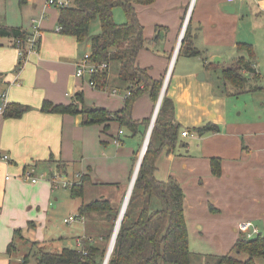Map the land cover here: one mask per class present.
<instances>
[{
	"label": "crops",
	"instance_id": "obj_1",
	"mask_svg": "<svg viewBox=\"0 0 264 264\" xmlns=\"http://www.w3.org/2000/svg\"><path fill=\"white\" fill-rule=\"evenodd\" d=\"M64 1L69 5L75 2ZM244 4L256 15L264 13V0L236 1L230 4L234 7L231 13L224 9L229 6L226 0H154L148 6H135L146 39L137 63L148 69L153 79L163 81L174 121L181 127L175 147L158 154L154 177L160 182L173 177L180 185L188 246L197 255L230 253L241 237V223H252L258 235L264 236V102L256 99L257 106H250L247 116L229 120L225 97L231 95L224 92L222 79L215 87L206 73L197 77L198 72L208 69L207 64L209 68L212 65L201 56L202 49L195 42L202 39L204 47L219 46L213 52L203 50L208 58L221 55L222 48H236L232 30ZM58 16L59 8L47 6L46 0H24L22 4L19 0H0V27L30 33L37 24L41 34L36 51L26 56L18 70L20 59L12 40L0 38V95L6 93L8 104L28 107L19 118L0 115V154L9 158L8 162L0 161V264H12L20 249L16 241L19 236L23 238L21 248H26V242L44 246L59 241L62 249L77 248L78 238L100 244L111 231L113 235L157 103L148 94L135 101L132 120L148 123L139 125L134 135L116 121L83 125L81 115L41 112L43 101L67 105L77 92L82 93L88 107L110 113L124 107V93H112L118 85L116 74H110L104 90L92 88L87 78L75 76L77 62L90 54V42L61 35ZM187 17L189 41L199 55H183L179 63L182 54L178 55V41ZM215 34L218 37L213 41ZM150 45L153 51L148 49ZM195 58L205 60L192 65ZM235 59L225 63L222 70ZM258 88L241 95L264 90V86ZM207 124L215 125L218 131L199 134L197 129ZM183 132L187 135L182 136ZM212 159L218 160V175L213 174ZM29 170H33L34 184L23 176ZM53 176L81 184V196L73 198L70 188L54 185ZM93 200L107 201L111 210L79 212L81 205ZM59 210L69 211L70 217H75L70 223L79 225L72 233L69 229L57 238L46 239L51 232L45 236L42 231L52 227ZM18 230L20 235L15 237ZM68 239H74L75 245H68ZM12 241L15 250L7 254ZM237 257L245 259L244 255ZM255 264H264V259H256Z\"/></svg>",
	"mask_w": 264,
	"mask_h": 264
},
{
	"label": "trees",
	"instance_id": "obj_2",
	"mask_svg": "<svg viewBox=\"0 0 264 264\" xmlns=\"http://www.w3.org/2000/svg\"><path fill=\"white\" fill-rule=\"evenodd\" d=\"M23 1L19 0V3L22 4ZM153 2L154 0H75L73 5L60 7L57 21L60 34L73 37L78 42L89 40L90 61L94 64H107L106 70L90 77L100 90L107 88L111 70L115 68L118 85L114 86V90L124 93V107L114 113L98 107H88L84 104L82 93L77 92L67 105H53L43 101L40 111L81 115L83 125L116 121L132 135L136 133L139 125L147 124L148 120L141 123L132 120V106L145 94L156 102L163 81L153 79L148 69L140 67L137 63L138 53L144 48L146 39L135 6H148ZM117 7H121L125 15V22L122 24L115 23L113 19V10ZM95 19L99 21L100 32L90 36V24ZM189 36L188 26L178 55L181 53L186 57H196L199 53L191 45ZM3 37L20 39L24 45L28 33L20 28L0 27V38ZM236 48L239 54L242 48H246L250 59L246 60L240 55L234 63L222 70L224 92L238 96L260 90L258 87H250L248 82L247 76H258L251 61L250 49L240 43H237ZM24 61L25 57L20 59L17 70ZM27 110V106L9 103L3 117L19 118ZM180 129V125L174 121L172 102L164 94L107 264H255L256 259H264L262 235L251 239L241 235L231 252L222 256L197 255L190 252L183 215L182 189L173 177H169L165 182L157 181L154 177L158 154L164 148L171 151L175 147ZM217 131L218 128L211 124L197 129L201 135ZM211 166L213 174L218 175V160L212 159ZM81 190V184L73 186L70 188V195L77 198L81 196ZM109 210L111 207L104 200H93L79 208L80 213ZM111 232L102 238L100 244L78 238L76 244L80 243V246L77 248L64 247L58 252L42 249L36 251L33 255L35 264H103L112 237ZM19 235L18 230L15 237ZM14 248L12 241L7 247V254H11ZM237 255H244L245 259L241 260ZM22 264H27V258Z\"/></svg>",
	"mask_w": 264,
	"mask_h": 264
},
{
	"label": "rangeland",
	"instance_id": "obj_3",
	"mask_svg": "<svg viewBox=\"0 0 264 264\" xmlns=\"http://www.w3.org/2000/svg\"><path fill=\"white\" fill-rule=\"evenodd\" d=\"M240 17L237 18L235 21V25L233 27V38L234 41L240 44H245L246 47H248L252 53V63L254 65V68L257 70L256 77L247 76L245 73L241 72L242 75L249 77V85L250 87H258V86H264V13L262 15H256L255 10H249L246 4H244L242 10H241ZM238 11V7H236V14ZM255 12V13H254ZM113 19L116 23L122 24L125 22V15L121 7H117L113 10ZM185 20V19H184ZM184 22V21H183ZM183 26V25H182ZM146 31H148V28L146 27ZM100 32L99 27V21L95 19L91 22L90 25V36H95ZM218 37L217 34L213 37L216 39ZM154 41V39L152 40ZM151 42V41H150ZM195 44L198 46V48L201 50L202 57H206V60L210 62V65H212L211 68L203 69V72H198L197 77L200 74L203 76V74H207V77L209 79V82L213 84L215 87L219 85V81L222 78V68L225 63H228L232 61L234 58H237L238 56H243L246 60H249V53L246 50V48H242L243 50L241 53H237V48H230L227 47L225 49H220L221 55H217L216 58H208L207 55L204 54L203 50L205 48H208L210 52L216 51L217 48H219L216 43L206 45L205 47L202 44V39L195 42ZM149 50L153 51V46L150 45L148 48ZM161 54L160 52H158ZM199 59V58H198ZM195 58L194 60H191L193 62H190L192 65H199L198 63L201 62V64L204 62L205 59L198 60ZM219 59L220 61H218ZM183 55L179 58V63L183 61ZM236 60V59H235ZM233 61V63L235 62ZM200 61V62H199ZM175 67V62H174ZM115 68L111 70V74L114 76ZM224 96V95H223ZM225 97V96H224ZM227 100V106H228V119L229 120H235V119H241L247 116V109H250V106H257L258 103L255 102V100H260L264 102V90L258 91L256 94H245L240 96H231V97H225ZM240 114V115H239ZM250 116V114H248ZM89 198V197H87ZM80 201V199L78 200ZM70 217L69 211L67 210H59L57 214L53 218V224L51 228L45 229L42 231V233L46 236L49 231L51 232L48 238H57L60 235L66 234L69 229H71V233L73 232L74 228H77L79 223H65L63 221L64 218ZM33 240V239H32ZM16 241L19 244V250L14 256V259H12V264H22L23 260L27 258V264H35V257L33 256L36 251L39 250H46V251H52V252H58L61 249L58 247L61 245L62 242L56 241L57 244L53 245H44L40 246L38 243L32 244L29 242H26V248H21V244L23 243V238L21 236L16 238ZM68 245L73 246L75 245L74 239H68L67 241ZM66 245V244H65ZM63 245V246H65ZM25 254V258L22 256Z\"/></svg>",
	"mask_w": 264,
	"mask_h": 264
},
{
	"label": "built area",
	"instance_id": "obj_4",
	"mask_svg": "<svg viewBox=\"0 0 264 264\" xmlns=\"http://www.w3.org/2000/svg\"><path fill=\"white\" fill-rule=\"evenodd\" d=\"M236 1H250V0H226V3L230 5V4L235 3ZM46 5L50 7H55V8L69 6V4L64 0H46ZM187 21H188V17L184 20L182 27H185V25L187 24ZM40 35L41 34L39 31V27L37 26V24H33L32 30L30 31V33H28V37L24 45L20 41V39H12V46L16 49L17 54L19 55L20 59H22L23 57L26 58V56L29 53L36 51ZM107 68H108L107 64L92 63L90 61V54H86L77 62L76 69H75V76L81 79L87 78V83L90 87L98 88L97 83L94 81H91L90 77L94 74L99 73L100 71L106 70ZM112 93L116 94L117 91L113 90ZM126 95H128V93ZM7 105L8 103H7L6 93L3 92L0 95V115H3L5 113ZM156 115H157V112L154 110L152 118H154ZM119 133H122V132L120 131ZM181 135L186 136L187 132H183L181 133ZM0 161L8 162L9 158L7 155L0 154ZM32 174H33V170H29V171H25L23 173V176L27 179H30V182L34 184L36 183V179L32 178L33 176ZM51 181L54 185L61 186L63 188H66V187L71 188L78 184V182H72V181H69L68 179L59 178L56 176H53ZM74 220H75V217L71 216V217L64 219V222L70 223V222H73ZM238 230H239V233L247 239H251L258 235V231L256 227L250 222L239 224ZM77 246L79 247L80 243H77Z\"/></svg>",
	"mask_w": 264,
	"mask_h": 264
},
{
	"label": "water",
	"instance_id": "obj_5",
	"mask_svg": "<svg viewBox=\"0 0 264 264\" xmlns=\"http://www.w3.org/2000/svg\"><path fill=\"white\" fill-rule=\"evenodd\" d=\"M224 9H225L227 12H230V13H231V12H233L234 7H232V6L229 5V6H226ZM186 25H187V24H186ZM186 25H185V27H182L181 34H180L179 41H178L177 51H178V49H179V45H180L181 42H182L183 34H184V32H185V29H186ZM164 91H165V85L163 86V88H162V90H161V92H160V94H159V97H158V100H157V103H156V107H155V111H156V112H158V109H159V106H160V103H161L162 97H163V95H164ZM155 117H156V116H155ZM155 117L152 118V122H151V125H150V130H149V132H148V136H147V138H146V140H145V143H144V145H143V149H142L141 154H140V156H139V159H138V163H137L136 169H135V171H134V173H133V175H132V179H131V182H130L129 190H128L127 195H126V198H125V199H126V202H125V204L123 203L122 209H121V211H120V213H119V216H118V218H117V221H116V224H115V227H114V231H113V235H112V237H111V239H110V243H111V241L115 242V237H116V234H117V232H118V229H119L120 223H121V221H122V218H123V215H124V212H125V209H126V206H127V203H128V200H129V197H130L131 191H132V187H133V184H134V181H135V178H136L137 172H138V169H139V167H140V164H141V161H142L143 155H144V153H145V151H146V148H147V144H148V139H149L150 131H151L152 126H153V123H154V121H155ZM110 243H109V245H110ZM109 245H108V248H109ZM108 248H107V249H108ZM106 253H107V251H106ZM105 257H106V255H105ZM104 260H105V258H104ZM103 264H105V263L103 262Z\"/></svg>",
	"mask_w": 264,
	"mask_h": 264
},
{
	"label": "bare ground",
	"instance_id": "obj_6",
	"mask_svg": "<svg viewBox=\"0 0 264 264\" xmlns=\"http://www.w3.org/2000/svg\"><path fill=\"white\" fill-rule=\"evenodd\" d=\"M125 202H126V199H125V201H124V204H125ZM113 245H114V242L111 241V243H110V245H109V248L107 249L106 257H105V260H104V263H105V264H107V262H108V260H109V258H110V256H111V253H112V251H113Z\"/></svg>",
	"mask_w": 264,
	"mask_h": 264
}]
</instances>
